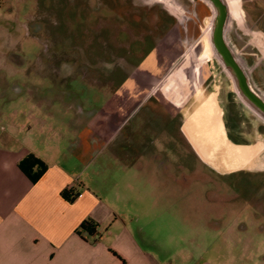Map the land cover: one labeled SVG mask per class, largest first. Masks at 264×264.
<instances>
[{"label":"rangeland","instance_id":"1","mask_svg":"<svg viewBox=\"0 0 264 264\" xmlns=\"http://www.w3.org/2000/svg\"><path fill=\"white\" fill-rule=\"evenodd\" d=\"M226 2V40L244 65L253 87L264 97V54L249 34L251 24L245 3ZM214 12L208 0H0V78L7 83L3 85L5 95L0 97V112L9 113L16 106L21 110L14 119L33 128L35 125L25 120L23 111L30 107L27 103H34L33 114L44 115L45 123L49 122L48 110L55 113L50 120L55 126L73 123L64 138L74 139L79 129L73 115L77 108L75 98L80 99L82 110L107 108L110 90L133 75V70L141 71L140 63L156 46L161 56L156 89L178 107L193 111L185 125L193 144L180 133L175 135L170 125L166 136L143 127L141 115L132 122L131 138L145 140L147 148H156L162 162L168 159L169 172L178 178H186L192 170L197 172L195 149L200 155V180L198 185L193 181L189 188L209 192L207 198L219 203L230 199L247 208L254 203L264 204V117L241 97L231 73L213 48ZM137 73L140 75H134ZM138 77L130 89L137 95L149 90L147 79ZM103 82H108L109 89L101 86ZM14 85L21 90L16 92ZM53 95L57 97L53 102L45 100ZM65 96L71 104L68 112L63 111L66 104L60 100ZM22 97L31 101L16 105V99ZM220 113L230 137L249 146L237 145L243 150L232 151L220 140ZM1 126L6 128L7 120L0 114ZM110 157L109 153L102 156L104 162L111 161ZM118 167L115 164L105 170L109 179L104 187L153 189L157 182L144 173V162L142 170L130 169L132 175L128 179L117 176L115 183L112 174L126 171ZM155 204L165 209L162 215L167 213L152 228L157 239L176 234L191 236L199 230L201 235L206 231L195 228L203 218L195 219L183 212L184 197L163 195ZM247 214L255 220L253 212ZM221 230L215 229L210 235L218 236Z\"/></svg>","mask_w":264,"mask_h":264},{"label":"crops","instance_id":"2","mask_svg":"<svg viewBox=\"0 0 264 264\" xmlns=\"http://www.w3.org/2000/svg\"><path fill=\"white\" fill-rule=\"evenodd\" d=\"M243 2L251 24L249 34L264 54V0ZM139 68L141 71L135 72L140 75H134L133 70V75L110 90L107 108L82 110L80 99L75 98L78 110L73 115L79 129L74 139L64 138L73 123L55 126L50 121L55 113L50 110L49 122L45 123L44 115L33 114L34 103H27L30 107L23 111L25 120L35 125L33 128L14 119L21 110L16 106L9 113L0 112L7 120V127H0V264H264V204L254 203L247 208L230 199L219 203L207 198L209 192L189 188L193 181L198 185L200 180V155L195 149L197 172L192 170L186 178L184 175L178 178L169 172L168 159L162 162L156 148H147L145 140L131 138L132 122L141 115L143 127L166 136L170 125L175 135L180 133L192 143L185 125L193 111L178 107L156 89L161 73V56L156 46ZM137 75L147 79L149 89L138 95L130 90ZM6 84L0 78V97L5 95ZM103 85L109 89L108 82ZM14 88L16 92L21 90L15 85ZM67 96L60 97L66 104L64 112L71 106ZM56 98L53 95L45 100L53 102ZM27 99L31 101L29 97L16 99V105ZM219 118L227 142L250 145L234 141L221 113ZM104 153L111 154V161L104 162ZM28 154H34L47 165L34 183L18 166ZM144 162V173L157 181L153 189L104 187L109 179L106 169L119 164V169L126 170L112 174L116 183L119 177L128 179L132 175L130 169L142 170ZM155 163L157 167L152 166ZM65 189L77 192L73 201L63 197ZM163 195L184 197L183 212L204 219L194 225L206 229L203 235L199 230L191 236L176 234L157 239L152 228L167 213L162 215L165 209L155 202ZM248 212H253L255 220L246 215ZM231 218L238 220L231 223ZM85 219L95 223L92 236L78 232ZM163 225L167 227V223ZM215 229L223 230L218 236H211Z\"/></svg>","mask_w":264,"mask_h":264},{"label":"water","instance_id":"3","mask_svg":"<svg viewBox=\"0 0 264 264\" xmlns=\"http://www.w3.org/2000/svg\"><path fill=\"white\" fill-rule=\"evenodd\" d=\"M214 8L211 42L215 52L231 73L241 97L264 117V97L249 80L248 73L226 40L229 9L226 0H208Z\"/></svg>","mask_w":264,"mask_h":264},{"label":"trees","instance_id":"4","mask_svg":"<svg viewBox=\"0 0 264 264\" xmlns=\"http://www.w3.org/2000/svg\"><path fill=\"white\" fill-rule=\"evenodd\" d=\"M146 55V53H145ZM144 55V56H145ZM237 146V145H235ZM21 171L31 180L36 182L44 173L47 168L46 163L35 156L34 154H28L22 158L18 163ZM62 195L65 199L73 201L74 197H71L70 190H63ZM79 233H86L88 236H92L95 232V223L91 219H85L81 222L78 228Z\"/></svg>","mask_w":264,"mask_h":264},{"label":"bare ground","instance_id":"5","mask_svg":"<svg viewBox=\"0 0 264 264\" xmlns=\"http://www.w3.org/2000/svg\"><path fill=\"white\" fill-rule=\"evenodd\" d=\"M217 132H218V137L220 138L221 141L225 143V145L232 151H238V150H243L241 147L231 145L229 142H227L225 135L223 134V130L221 126L217 125Z\"/></svg>","mask_w":264,"mask_h":264},{"label":"built area","instance_id":"6","mask_svg":"<svg viewBox=\"0 0 264 264\" xmlns=\"http://www.w3.org/2000/svg\"><path fill=\"white\" fill-rule=\"evenodd\" d=\"M76 196H77V192L74 191V190H72V191H71V197H76Z\"/></svg>","mask_w":264,"mask_h":264},{"label":"flooded vegetation","instance_id":"7","mask_svg":"<svg viewBox=\"0 0 264 264\" xmlns=\"http://www.w3.org/2000/svg\"><path fill=\"white\" fill-rule=\"evenodd\" d=\"M223 133H224V132H223ZM224 135H225V134H224ZM234 146H235V145H234ZM231 172H232V171H231ZM231 172H227V173H231ZM235 172H236V171H235ZM221 173L223 174V173H226V172H221Z\"/></svg>","mask_w":264,"mask_h":264}]
</instances>
